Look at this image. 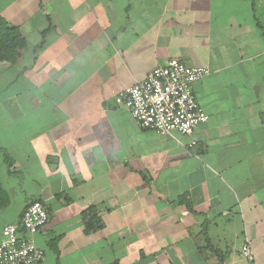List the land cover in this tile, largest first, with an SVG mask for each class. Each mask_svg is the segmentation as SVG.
Instances as JSON below:
<instances>
[{
  "label": "crops",
  "instance_id": "crops-1",
  "mask_svg": "<svg viewBox=\"0 0 264 264\" xmlns=\"http://www.w3.org/2000/svg\"><path fill=\"white\" fill-rule=\"evenodd\" d=\"M0 17L25 41L0 61V240L39 199L40 264H264V0H0ZM173 58L209 69L191 135L140 128L112 94Z\"/></svg>",
  "mask_w": 264,
  "mask_h": 264
},
{
  "label": "built area",
  "instance_id": "built-area-1",
  "mask_svg": "<svg viewBox=\"0 0 264 264\" xmlns=\"http://www.w3.org/2000/svg\"><path fill=\"white\" fill-rule=\"evenodd\" d=\"M208 73L207 67L187 65L173 58L153 67L144 79L121 91H112V94L115 102L129 112L140 128L158 134L175 131L191 135L197 124L208 119L193 92L194 83ZM193 144L194 141L190 143ZM47 221L42 201H30L19 223H8L1 229L0 264H40L45 253L32 237ZM241 254L251 257L247 243L241 247Z\"/></svg>",
  "mask_w": 264,
  "mask_h": 264
},
{
  "label": "trees",
  "instance_id": "trees-1",
  "mask_svg": "<svg viewBox=\"0 0 264 264\" xmlns=\"http://www.w3.org/2000/svg\"><path fill=\"white\" fill-rule=\"evenodd\" d=\"M24 45L25 41L22 38L18 27L7 23L3 18L0 17V61L14 60L18 50ZM262 116L264 121V111ZM4 196L5 193L3 192L0 183V205L1 200L4 199Z\"/></svg>",
  "mask_w": 264,
  "mask_h": 264
}]
</instances>
